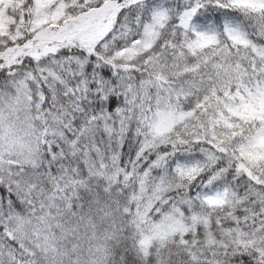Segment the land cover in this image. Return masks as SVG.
<instances>
[{"label": "snow or ice", "instance_id": "1", "mask_svg": "<svg viewBox=\"0 0 264 264\" xmlns=\"http://www.w3.org/2000/svg\"><path fill=\"white\" fill-rule=\"evenodd\" d=\"M0 264H264V0H0Z\"/></svg>", "mask_w": 264, "mask_h": 264}]
</instances>
